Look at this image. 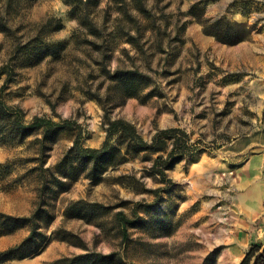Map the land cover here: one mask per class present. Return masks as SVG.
Listing matches in <instances>:
<instances>
[{"label":"rangeland","instance_id":"obj_1","mask_svg":"<svg viewBox=\"0 0 264 264\" xmlns=\"http://www.w3.org/2000/svg\"><path fill=\"white\" fill-rule=\"evenodd\" d=\"M223 38L263 43L264 0H0V98L27 122L46 115L81 127L20 137L0 113V212L30 217L18 230H35L16 256L39 249L29 264L81 254L94 264H240L254 244L264 246V202L256 207L260 195L250 196L264 183V165L245 177L216 151L255 128V99L250 91L238 97L249 90L239 85L219 96L230 77L193 71L200 47ZM206 53L214 76L219 67ZM107 68L142 71L138 95L127 96ZM107 114L131 121L148 141L203 116L215 132L167 171L171 182L152 168L157 154H126L121 144L94 177L72 147L79 131L85 145L100 147ZM118 211L133 221L127 238ZM2 222L0 236L11 228ZM15 259L9 264H26Z\"/></svg>","mask_w":264,"mask_h":264},{"label":"trees","instance_id":"obj_2","mask_svg":"<svg viewBox=\"0 0 264 264\" xmlns=\"http://www.w3.org/2000/svg\"><path fill=\"white\" fill-rule=\"evenodd\" d=\"M71 1V0H69ZM219 19L211 22V26H215ZM92 26H95L92 24ZM213 35L219 36L214 32ZM242 39H224L223 43H237ZM4 68L0 70L3 72ZM107 76L123 85L125 90L127 89V96L132 97L138 95L139 87L137 88L140 77L146 76L139 69H115L112 71L107 68ZM4 86L2 87V89ZM1 89V90H2ZM0 113L4 115L3 119L10 120L11 129L20 137H25L32 134L35 131L43 130L45 133L57 134L66 129L75 130L81 128L77 121L71 118H63L61 121H56L53 117L46 115L35 116L31 121L27 122L24 119V112L19 107L8 105L2 98H0ZM104 126L107 131L105 140L100 147H92L85 145L82 139V132L79 131L76 135L73 144V151L78 159L86 162H92L93 169L91 175L94 177L99 176L104 170L107 163V167L114 161L117 156L119 148L117 144H121L125 147V153L131 152H153L157 154L153 159L152 168L162 178L163 181L171 182V178L168 177L167 171L175 166L176 163L181 161L186 156L194 155L200 152L202 149L198 146L197 142L192 139V136L188 131L181 127H168L158 130L150 141L146 140L139 132L137 126L129 120L124 118H111L108 114L105 116ZM98 170V172H96ZM158 189H154L156 193ZM133 212H135L133 210ZM119 222L122 227L123 237H128V224L133 221L128 217L124 211H118ZM31 219L30 217H16L7 213L0 212V221L3 224H9L7 232L11 233L17 229V226L21 223H27ZM18 224V225H17ZM35 230L33 229L30 234L18 245L10 248L7 251L0 252V262H4L9 259H23L26 257L34 256L38 254L39 249L30 250L22 255L16 253L22 251L25 247L30 245V242L34 238ZM109 255L108 257H111ZM107 257V255H106ZM93 256L89 254H81L74 256H64L53 260L48 264H94L92 261ZM135 264V263H134ZM240 264H264V246L261 242L254 244L250 250L246 253Z\"/></svg>","mask_w":264,"mask_h":264},{"label":"crops","instance_id":"obj_3","mask_svg":"<svg viewBox=\"0 0 264 264\" xmlns=\"http://www.w3.org/2000/svg\"><path fill=\"white\" fill-rule=\"evenodd\" d=\"M208 50L213 54L215 63L220 71L214 76H207L211 69L214 70L207 60L206 52ZM200 51V68L198 71H195V69L193 70L197 76L204 74L205 77H230V83H227V87H231V89H224L219 96H224V94L227 95L228 91L226 90L233 93L235 86L239 85L249 90L242 93V95H238V97H246L250 91L255 99L254 103L251 104L252 109L259 116V119H256L257 123H255V128L250 130L249 133L247 131L243 132L247 133L243 136H240L238 132L234 140L230 141L227 138L222 143L218 142L219 148H217L216 151L223 161L234 163L233 166H236L237 170L247 172L245 177L257 176L259 172H262L261 165H264V42L259 43L247 40L228 44L208 39L200 47ZM184 65L190 66L186 61ZM193 65L197 66V63H193ZM237 77L243 78L237 80L235 79ZM252 83L255 84L253 91L250 86ZM208 93V91H205V94ZM234 96L233 94V97ZM243 106H246L245 102ZM213 128L214 124H211L208 119L203 116L196 127L192 126L191 129L187 128V131L195 141L200 137H205L209 140L214 136L213 132H215V130ZM256 191L261 199L254 204H257L256 207H259L264 202V183L256 185L251 190L250 196L252 192ZM27 236V234L22 233L21 230L18 229L0 236V252L7 251L20 244ZM36 256H38V254L19 260L29 264ZM13 260L16 259H9L0 262V264H9V262Z\"/></svg>","mask_w":264,"mask_h":264}]
</instances>
